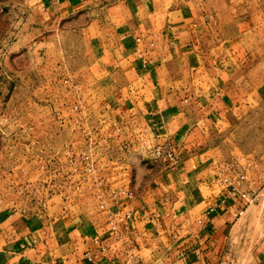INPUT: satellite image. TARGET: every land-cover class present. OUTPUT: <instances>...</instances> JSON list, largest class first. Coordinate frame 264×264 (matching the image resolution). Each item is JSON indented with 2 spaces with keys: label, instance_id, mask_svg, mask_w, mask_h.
Wrapping results in <instances>:
<instances>
[{
  "label": "crops",
  "instance_id": "0c3cea01",
  "mask_svg": "<svg viewBox=\"0 0 264 264\" xmlns=\"http://www.w3.org/2000/svg\"><path fill=\"white\" fill-rule=\"evenodd\" d=\"M104 1L0 0V19L22 28L16 42L42 49ZM214 1L198 0V20L190 18V0L177 6L175 0H116L105 5V20L87 19L84 32L98 44L101 58L110 60L104 72L135 87V106L147 110L159 141L177 142L180 164L145 168L147 174L127 182L136 194L122 204L124 213L132 212V233L120 241L107 225L97 229L88 214L0 211V264H154L158 254L149 237L155 232L174 236L167 248L159 247L165 248L163 264H223L243 216L264 214L245 205L249 200L240 194L223 202L224 195L211 194L207 179L198 178L212 160L209 155L218 151L213 135L229 132L239 108L264 104V5L220 0L219 7ZM141 32L147 35L139 42ZM185 86L193 88L196 100L178 99L175 91ZM144 94L150 97L146 102ZM179 194L183 199L176 198ZM149 250L152 254L144 256ZM256 257L264 263V242Z\"/></svg>",
  "mask_w": 264,
  "mask_h": 264
},
{
  "label": "rangeland",
  "instance_id": "374dc122",
  "mask_svg": "<svg viewBox=\"0 0 264 264\" xmlns=\"http://www.w3.org/2000/svg\"><path fill=\"white\" fill-rule=\"evenodd\" d=\"M190 1V18L198 20V0ZM114 2L98 3L89 16L78 18L79 26L69 25L56 39L44 42L42 49L38 44L29 48L16 42L22 28L0 19V211L49 217L88 214L101 229L108 225V213L101 204L112 190L126 188L127 182L147 174L145 168L179 166L177 142L156 138L147 110L134 104L138 100L135 87L119 74L106 75L110 60L101 58L98 44L84 32L87 19L105 20L109 15L105 5ZM180 2L175 0V6ZM222 2H217L219 7ZM238 2L264 5V0ZM191 30L198 40L197 26ZM146 35L138 33L136 39ZM175 92L182 101L196 100L192 87ZM147 98L144 94V102ZM236 111L228 123L229 132L212 133L211 144L218 151L209 155L212 160L198 178L207 179L214 195L237 188L249 198L245 205L260 212L264 209V104ZM167 142L177 147V161L149 153L148 145ZM189 162L196 168L194 158ZM176 198L183 199V194ZM149 238L158 254L153 263L163 264L166 244H172L174 236L155 232ZM263 242L264 214H246L228 241L223 264H264L256 257ZM150 254V250L144 252V256Z\"/></svg>",
  "mask_w": 264,
  "mask_h": 264
},
{
  "label": "built area",
  "instance_id": "2783aa9c",
  "mask_svg": "<svg viewBox=\"0 0 264 264\" xmlns=\"http://www.w3.org/2000/svg\"><path fill=\"white\" fill-rule=\"evenodd\" d=\"M138 41H141V38L138 39ZM123 131V126H122ZM123 135V134H122ZM149 153L154 157H164L167 161H177V147L171 143L167 142L164 145L159 144H150L148 145ZM69 153V152H68ZM59 170L56 169V171ZM240 193L237 192V188H228V190L222 194L223 196V202L226 201L228 197H237ZM241 198L248 199L246 194H240ZM136 198V194L134 190L131 188H123V189H115L112 190L109 193V199L108 201H102L101 209L108 213V222H107V228L109 233L111 234L112 238L115 241H120L123 239L125 234H131L132 233V226H131V219H132V212L129 211L127 213H124L122 210V204L124 200L126 201H133ZM109 202H112L114 206H116L112 210V206L110 207L108 205ZM113 206V207H114Z\"/></svg>",
  "mask_w": 264,
  "mask_h": 264
}]
</instances>
